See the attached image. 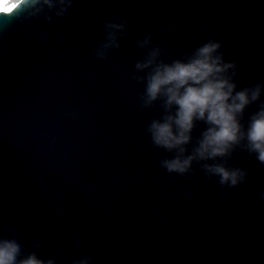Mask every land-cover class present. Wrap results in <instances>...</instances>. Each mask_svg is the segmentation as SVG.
<instances>
[{
    "label": "water",
    "instance_id": "95a60500",
    "mask_svg": "<svg viewBox=\"0 0 264 264\" xmlns=\"http://www.w3.org/2000/svg\"><path fill=\"white\" fill-rule=\"evenodd\" d=\"M115 15L131 34L98 60L94 42ZM169 23L172 55L225 37L240 86L264 81V0H76L63 22H0V232L16 228L28 251L38 236L41 255L60 249L65 264L80 254L74 233L97 264H264V165L236 153L250 176L220 204L222 189L199 169L194 181L162 169L171 154L145 133L159 109L138 107L142 86L127 73L143 54L136 37L159 43ZM45 31L40 44L33 33Z\"/></svg>",
    "mask_w": 264,
    "mask_h": 264
},
{
    "label": "clouds",
    "instance_id": "9594fccd",
    "mask_svg": "<svg viewBox=\"0 0 264 264\" xmlns=\"http://www.w3.org/2000/svg\"><path fill=\"white\" fill-rule=\"evenodd\" d=\"M75 2L0 0V22L5 26L13 21L50 25L54 18L63 22ZM176 31L175 24L162 25L159 43L152 32L136 37L135 46L143 54L136 60L134 71L127 73V79L142 86L136 97L141 110L159 109V116L145 128L153 147L171 154L160 159L159 166L170 176L188 181L196 180L199 169L208 181L214 180L220 186L218 203L224 204L230 199V191L246 184L250 176L248 169L233 166L236 153H247L264 165V81L240 86V65L227 58L233 49L225 37L209 38L179 56L172 55L168 43ZM104 33L103 40L94 42V55L107 61L122 47L121 41L130 36V21L115 15L105 21ZM33 38L44 44L49 34L35 32ZM62 40L59 37L56 42ZM253 105L257 108L249 115ZM67 115L77 116L74 112ZM198 129L199 135H194ZM185 195L196 198L192 191ZM7 232L10 235L0 232V264H65L60 249L41 255L45 243L40 237H33L28 251L16 228L8 226ZM70 244L80 254L67 264H97L93 255L81 251L85 242L79 234H72Z\"/></svg>",
    "mask_w": 264,
    "mask_h": 264
}]
</instances>
